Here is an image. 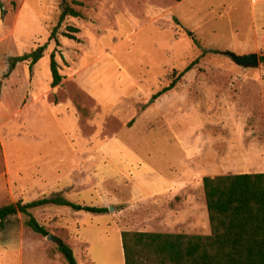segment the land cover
<instances>
[{
    "label": "rangeland",
    "instance_id": "1",
    "mask_svg": "<svg viewBox=\"0 0 264 264\" xmlns=\"http://www.w3.org/2000/svg\"><path fill=\"white\" fill-rule=\"evenodd\" d=\"M66 4L82 18L67 17L49 40ZM0 5V208L55 197L107 208L30 210L77 264H124L121 233L165 230L162 213L185 204L201 176L264 173V66L229 56L264 55V0ZM68 26L79 29L75 40L62 36ZM35 51L42 58L15 66L8 96L9 57ZM27 219L0 228V264H67Z\"/></svg>",
    "mask_w": 264,
    "mask_h": 264
},
{
    "label": "trees",
    "instance_id": "2",
    "mask_svg": "<svg viewBox=\"0 0 264 264\" xmlns=\"http://www.w3.org/2000/svg\"><path fill=\"white\" fill-rule=\"evenodd\" d=\"M73 4L81 6L79 1H74ZM67 17L82 18V14L68 4L62 6L58 25L51 32L49 40L55 39L58 28ZM78 33L77 28L68 26L62 36L75 40V34ZM56 45L59 46L58 42ZM204 55L205 52L186 66L154 98L171 91L178 80L191 71ZM41 58L42 55L30 53L9 59L4 78L11 74L18 63L30 60L31 69ZM259 62L264 66V55L259 57ZM50 73L51 88H55L60 85L62 77L54 52L50 55ZM203 188L211 226L209 236L124 231L121 233L124 264H264V173L204 177ZM48 204L91 214L108 212L107 208L81 206L55 197L1 207L0 228L5 226L10 217L22 214L28 217L26 224L29 228L47 237L49 233L30 214V210ZM58 251L67 264H77L68 245L61 243Z\"/></svg>",
    "mask_w": 264,
    "mask_h": 264
},
{
    "label": "crops",
    "instance_id": "3",
    "mask_svg": "<svg viewBox=\"0 0 264 264\" xmlns=\"http://www.w3.org/2000/svg\"><path fill=\"white\" fill-rule=\"evenodd\" d=\"M36 52L37 51H35V53ZM26 55H29V54H26ZM14 56L19 57L16 55ZM20 56H24V55H20ZM15 57H9V59L15 58ZM37 63L34 65H37ZM15 71H18L16 67L13 69V71L10 74L13 77H11L9 81L7 80L8 86H7L6 93L8 96L10 94H14L17 91V90L14 91L13 87L15 86V84L17 85L19 83L20 78L17 77L18 78L17 79L15 77L14 75ZM18 75H19V71H18ZM39 96L42 97V95H39ZM35 100L36 99H34V101ZM56 107H57L56 103L54 102L52 105V109L56 110ZM224 175H237V174H224ZM204 177L214 178L216 176H207V175L201 176L199 188L194 189L190 193L189 192L186 193V195H188V199L184 201L185 204L181 205L178 209H176V211H172L169 209L168 211L162 213L161 216L162 218H164L163 219L164 221L162 222V226H164L165 230L159 233L178 234V235H199V236H209L211 234V226L209 223V217H208L207 206H206V198H205V193H204V188H203V178ZM193 180L194 178L189 179L188 182H191ZM149 233H157V232H149Z\"/></svg>",
    "mask_w": 264,
    "mask_h": 264
},
{
    "label": "water",
    "instance_id": "4",
    "mask_svg": "<svg viewBox=\"0 0 264 264\" xmlns=\"http://www.w3.org/2000/svg\"><path fill=\"white\" fill-rule=\"evenodd\" d=\"M37 54L39 51L36 52ZM230 58L237 64L243 67H256L259 64V57L256 54H249V55H244V56H236L234 54H229ZM47 240L61 245L62 241L53 236L52 234H49L47 237Z\"/></svg>",
    "mask_w": 264,
    "mask_h": 264
}]
</instances>
